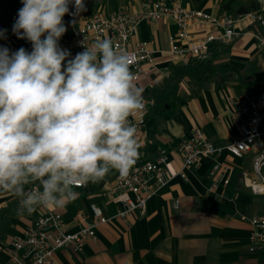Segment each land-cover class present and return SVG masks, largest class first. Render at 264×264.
<instances>
[{
  "label": "crops",
  "instance_id": "0c3cea01",
  "mask_svg": "<svg viewBox=\"0 0 264 264\" xmlns=\"http://www.w3.org/2000/svg\"><path fill=\"white\" fill-rule=\"evenodd\" d=\"M145 1L129 0L121 5L135 11ZM102 0H84L86 11L78 15H65L67 28L62 38L72 35L83 18L97 11L109 12L120 8L101 4ZM187 4L211 13L219 12L218 0H203ZM70 5V13H74ZM0 30H2L0 22ZM177 27L170 19L158 22L142 21L137 36L150 40L162 51L155 53L154 67L144 76L135 80L143 89L147 99L148 112L144 125L136 132L139 143V159H149L159 153L166 154L175 169L181 166L175 150L177 143L187 137L194 127H201L207 139L214 144H225L238 133L230 116L234 95L254 90L252 83L264 79V55L255 46L247 33L239 34L228 43L230 48L222 52L214 62L213 73L203 78L185 76L179 82L178 97L171 114L161 113L159 105L153 103L149 93H157V87L177 74L187 60L172 56L168 52L167 37ZM0 46L25 48L31 52L27 40L18 39L15 34L0 39ZM210 54V52H209ZM208 54V55H209ZM131 70V69H130ZM264 90V82L260 83ZM158 113V114H156ZM134 113L129 118H133ZM219 160L234 163L230 182L212 188L207 171L213 158H204L196 170L186 171V178H172L159 188L148 200L143 216L133 214L131 226L115 219L99 225L95 239L84 242L82 249L74 252L62 248L55 254L57 264H264V245L250 251L248 236L250 225L247 217L260 212L258 200L242 182L244 169L251 167V154L243 157H229L226 152L218 155ZM119 176L112 171L100 182L97 190L86 192L76 188L77 198L63 208L51 209L61 213L66 229L78 228V214L90 212V205L96 204L107 214H112L122 197L105 194ZM33 185L26 186V190ZM178 201L175 207V201ZM19 201L9 191L0 190V264H8L9 239L21 234L38 214H20ZM35 214V215H34Z\"/></svg>",
  "mask_w": 264,
  "mask_h": 264
},
{
  "label": "clouds",
  "instance_id": "9594fccd",
  "mask_svg": "<svg viewBox=\"0 0 264 264\" xmlns=\"http://www.w3.org/2000/svg\"><path fill=\"white\" fill-rule=\"evenodd\" d=\"M21 3L12 31L32 50L0 46V190L31 215L65 207L76 188L113 170L126 179L140 156L129 117L144 104L130 55L110 39L83 44L74 58L61 48L63 18L86 11L84 0Z\"/></svg>",
  "mask_w": 264,
  "mask_h": 264
},
{
  "label": "built area",
  "instance_id": "2783aa9c",
  "mask_svg": "<svg viewBox=\"0 0 264 264\" xmlns=\"http://www.w3.org/2000/svg\"><path fill=\"white\" fill-rule=\"evenodd\" d=\"M170 19L177 30L167 37L168 52L187 60L190 57L205 58L213 43H228L243 33L251 35L255 46L264 55V0L258 9L232 15L227 11L211 13L187 4L185 0L145 1L138 10L131 11L124 6L104 12L95 11L83 18L72 35L60 39V46L74 58L85 50L83 44L91 46L97 40L110 39L113 45L130 55V69L138 80L147 74L155 63V53L162 51L152 41L137 36L142 21L158 22ZM16 51L17 46L9 47ZM66 63V62H65ZM144 107L129 118L136 132L144 125L148 112L147 99ZM230 116L238 133L225 144L209 141L201 127H194L190 134L181 139L175 150L181 162L175 169L166 154L153 158L138 159L126 179L118 176L105 194L120 196L117 209L107 214L92 203L90 212L78 214V228L66 229L61 213L47 209L38 214L21 234L9 239L8 264H57L55 254L62 248L74 252L82 249L84 242L95 239L99 225L119 219L128 227L131 216H143L149 198L174 177L186 178V171L196 170L204 158H213L207 175L212 188L227 185L235 171L231 160H219L218 155L226 152L231 157L251 154V167L244 169L242 182L254 195H264V90L243 91L233 96ZM33 187V186H32ZM31 187V188H32ZM79 187V189H83ZM178 201H175L177 207ZM250 225L248 248L250 251L264 245V208L247 217Z\"/></svg>",
  "mask_w": 264,
  "mask_h": 264
},
{
  "label": "trees",
  "instance_id": "16d2710c",
  "mask_svg": "<svg viewBox=\"0 0 264 264\" xmlns=\"http://www.w3.org/2000/svg\"><path fill=\"white\" fill-rule=\"evenodd\" d=\"M129 0H109V4L113 7L124 5ZM191 4H197L203 0H185ZM263 0H218V11H227L236 16L241 13L258 9ZM21 0H0V22L2 30H6V37H11L14 33L12 26L17 18L18 10L22 7ZM231 44L213 43L210 47V54L205 58L190 57L186 64L179 69L180 71L170 79L157 87V93H149V97L153 99V103L159 105L160 112L171 114L179 101L178 88L179 82L185 76L195 78L210 76L213 73L214 62L217 57L230 48ZM264 79L258 80L254 85V90H263L260 83ZM158 114V113H156ZM86 192H94L97 190L96 183H88L84 188ZM35 215V214H34Z\"/></svg>",
  "mask_w": 264,
  "mask_h": 264
},
{
  "label": "rangeland",
  "instance_id": "374dc122",
  "mask_svg": "<svg viewBox=\"0 0 264 264\" xmlns=\"http://www.w3.org/2000/svg\"><path fill=\"white\" fill-rule=\"evenodd\" d=\"M106 1H107V0H102L101 4H103V3L106 4ZM106 5H107V4H106ZM101 8H102V7H97V9H98L97 11L102 10ZM255 198L258 200V205H259L258 207H264V195H262V196H256ZM262 246H263V245H262ZM262 246H261V247H262ZM259 248H260V247H259Z\"/></svg>",
  "mask_w": 264,
  "mask_h": 264
}]
</instances>
